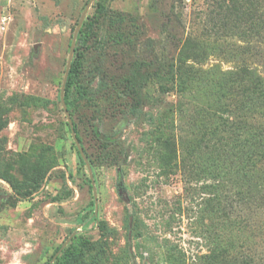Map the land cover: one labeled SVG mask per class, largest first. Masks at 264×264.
<instances>
[{
	"label": "rangeland",
	"instance_id": "obj_1",
	"mask_svg": "<svg viewBox=\"0 0 264 264\" xmlns=\"http://www.w3.org/2000/svg\"><path fill=\"white\" fill-rule=\"evenodd\" d=\"M89 1L0 0V264H54L74 227L77 244L90 241L89 264H180L183 253L185 264H220L230 246L213 238L219 211L209 196L228 185L206 179L203 137L228 102L221 84L247 76L244 39L213 27L225 14L217 0L91 2L79 82L96 97H79L69 114L98 191L94 227L87 163L59 100ZM117 15L123 22L111 25ZM136 60L151 64L133 108L112 78L131 75ZM33 178L31 195L10 184Z\"/></svg>",
	"mask_w": 264,
	"mask_h": 264
},
{
	"label": "trees",
	"instance_id": "obj_2",
	"mask_svg": "<svg viewBox=\"0 0 264 264\" xmlns=\"http://www.w3.org/2000/svg\"><path fill=\"white\" fill-rule=\"evenodd\" d=\"M217 1L225 14L218 20L210 18L211 23L220 34L239 35L244 39L238 48L243 54L247 76L241 77L237 71L228 85L221 84L226 88L221 97H226L228 102L220 108L219 125L212 128L210 120L206 119L207 133L205 139L203 137L205 177L210 181L214 179L217 188L219 185H228V188H221L212 198L209 196L210 200H215V210L219 211L218 222L211 220L209 227L217 243L230 246L223 247L216 254L220 264H264V0ZM98 5L104 9L102 2H98ZM122 22L121 15L113 16L110 20L111 25ZM83 28L84 24L77 36L64 89V99L70 114L79 97H96L92 93L93 88L79 82L84 59L80 46L87 42V33ZM150 64L151 61L147 64L144 60H136L131 75L112 78L133 100V108L141 103L140 89L146 85L142 71ZM104 76L106 73L100 71L98 84L105 85ZM75 84L78 86V97L72 99V87ZM59 100L61 103L60 94ZM74 129L79 139L75 123ZM78 154L82 163H85L79 150ZM39 182L40 179L33 178L23 183L10 181V184L17 191L16 194L22 192L31 195ZM21 187L26 189L21 191ZM90 187L93 190L91 181ZM90 206L93 209L94 227L100 226L94 212V196ZM73 232L79 230L75 227L69 229L67 238ZM79 237L76 234L72 237L54 264H89L85 254L90 248V241L84 239L77 244ZM179 257L180 264H185V259ZM206 258L215 257L210 254ZM237 258L238 262H232Z\"/></svg>",
	"mask_w": 264,
	"mask_h": 264
},
{
	"label": "water",
	"instance_id": "obj_3",
	"mask_svg": "<svg viewBox=\"0 0 264 264\" xmlns=\"http://www.w3.org/2000/svg\"><path fill=\"white\" fill-rule=\"evenodd\" d=\"M93 0H90L89 1V4L87 5V7L85 8L82 16H81V19L78 23V26L75 30V33H74V36H73V40H72V43L70 45V52H69V57H68V60H67V64H66V69H65V73H64V77H63V81H62V87H61V91H60V97H61V102H62V105H63V108H64V111H65V114L67 116V121L70 125V128H71V132H72V135L74 137V140H75V143L77 145V148L83 158V160L87 163V168H88V172H89V177L91 179V183H92V187H93V196H94V202H95V213L98 212V191H97V188L95 186V180H94V175H93V171H92V166L90 165V163L88 162V159H87V156L85 154V151L77 137V134L75 132V129H74V124H73V121H72V118L69 114V111H68V108L66 106V103H65V99H64V89H65V83H66V80H67V76H68V73H69V69H70V66H71V62H72V59H73V54H74V51H75V43H76V38H77V35H78V32L81 28V25L83 23V20L85 18V15H86V12H87V9L89 8V5L91 4ZM76 234V232H73L72 235H70L68 237V239L65 241V243L62 245V247L60 248L59 252L67 245V243L72 239V237ZM58 254V253H57ZM56 254V255H57ZM55 255V256H56Z\"/></svg>",
	"mask_w": 264,
	"mask_h": 264
},
{
	"label": "built area",
	"instance_id": "obj_4",
	"mask_svg": "<svg viewBox=\"0 0 264 264\" xmlns=\"http://www.w3.org/2000/svg\"><path fill=\"white\" fill-rule=\"evenodd\" d=\"M7 22V19L6 18H3L2 20H1V22H0V25H1V27L3 28V29H5L6 28V23Z\"/></svg>",
	"mask_w": 264,
	"mask_h": 264
}]
</instances>
